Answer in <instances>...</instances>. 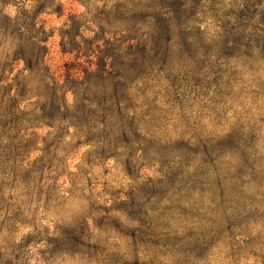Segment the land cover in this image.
Masks as SVG:
<instances>
[{"label":"clouds","instance_id":"1","mask_svg":"<svg viewBox=\"0 0 264 264\" xmlns=\"http://www.w3.org/2000/svg\"><path fill=\"white\" fill-rule=\"evenodd\" d=\"M57 7L81 40L97 12L152 42L114 57L107 95L41 106L27 158L0 157V264H264V0H49L32 31Z\"/></svg>","mask_w":264,"mask_h":264},{"label":"trees","instance_id":"2","mask_svg":"<svg viewBox=\"0 0 264 264\" xmlns=\"http://www.w3.org/2000/svg\"><path fill=\"white\" fill-rule=\"evenodd\" d=\"M167 2L170 3L171 0H167ZM20 27H24L28 34L25 35L20 32ZM173 27H176V25H170L169 34L173 31ZM98 28L100 32H107L102 27L98 26ZM32 29L33 27L26 24V21L23 20L21 22L19 17L9 19L0 11V39L9 38L17 46L11 62L7 60V55L5 56L6 58L0 59V137L11 136L13 132H16L17 135L20 132L26 134L19 139L12 137V141L6 148H0V157L9 159L25 157L26 148L30 146L32 135L27 126L33 123H39L42 125L40 127L47 126L44 121L39 120L41 106L42 108L44 107V114L47 116L51 115L47 106L52 105L54 107L55 103L59 104L61 97L68 105V93H72L75 101H79L81 95L89 97L107 95L111 91L109 76L114 70V57L123 63H127L134 55H139V49H148L146 43L131 42L134 38L132 34L136 31L131 30L129 25L125 28L128 34L121 40V46L116 45V47H111L110 44H107V41L105 44L98 43L100 40H105L104 38L93 37L76 41V37L80 35L75 34L65 41L64 37L60 43L61 51L62 53L72 54L73 60L64 64V74L60 81L50 69L46 59L48 54L46 42L49 35L40 30L33 32ZM234 38L243 39L239 33H235ZM172 46L174 47L175 45L172 43ZM108 58L112 59L109 63L107 61ZM17 60L25 61L24 70L29 73H19L14 77H10L14 63ZM107 64H109V67H107ZM33 76L35 77V82L32 84ZM69 82L81 85V87L64 91ZM13 88H15L17 99H20L21 103H23V100L30 99L32 101L28 113H16V100L10 97ZM36 105L40 106L39 110L36 109ZM57 118L59 120V113H56L53 123ZM40 127L35 129L37 138L38 133L36 130ZM31 154L28 153V156H31ZM21 171L23 172V169ZM24 179H29L27 173L24 174Z\"/></svg>","mask_w":264,"mask_h":264},{"label":"rangeland","instance_id":"3","mask_svg":"<svg viewBox=\"0 0 264 264\" xmlns=\"http://www.w3.org/2000/svg\"><path fill=\"white\" fill-rule=\"evenodd\" d=\"M49 2V0H43L42 3H39L37 8L35 9V11L33 12L32 18L31 19H26V24H28L30 27H34V24L32 23V20L35 19V15L41 11L45 5ZM13 4L14 6L18 3V0H0V11L3 12V7L4 5L7 4ZM18 11V15L17 17L20 18L21 22L24 20V16L26 17L27 14H21L20 9H17ZM54 11L57 13L56 16V21L55 22H49V21H45L43 25H41L40 31H43L44 33L48 34V40L46 42V46L48 47V54H47V63L50 67V69L53 71V73L59 78V80L61 81V79L63 78V74H64V69L65 66L64 64L68 61L73 60V55L72 54H66V53H62L61 51V47H60V43L61 40L65 37V41L67 39H69L72 35L74 36L75 34L81 35V32L84 28V21H80L79 24L78 22L73 18V17H69V19L72 21V25L71 27L68 29L66 28L63 24L60 25V27H57V23L59 22V14H60V8L57 7L56 9H54ZM92 23L95 24V28L93 29V32H84V38L85 39H91L93 37H97V38H104L105 40H100L98 43L100 44H105V42L107 41V44H110L111 47H116V45H120L121 46V40H123V37L128 34L126 32V27H128V25L125 23V20L120 19L119 16L117 14H113V16L106 18L105 15L97 13V12H93L92 14ZM45 25H48L47 27H45ZM99 27L104 28V31L107 32H100L99 31ZM130 35V33H129ZM134 37L132 39L131 42L133 43H146L148 48L151 46V37L149 36H141L138 35L137 32H133L132 34ZM163 35V34H162ZM161 35V36H162ZM68 38H67V37ZM171 37V43H173L176 47L179 43V39L180 37L177 35V29L176 27H173V31L170 34ZM162 38V37H161ZM80 39V36L76 37V41H78ZM3 41H8L9 42V47H12V52L9 55L8 53H3L0 52V59H4L6 58L5 56L7 55V60L11 62V58L14 57V54L17 50V46L16 43L11 42V40L9 38H4V39H0V43H2ZM121 50V48H120ZM111 58H108L107 61L108 63L111 61ZM25 67V63L23 60H17L14 63V68L12 71V74L10 75V77H14L15 75H18L19 73L22 74H28L29 72L27 70H24ZM107 67H109V64H107ZM35 82V77H32L31 83L33 84ZM35 99V98H34ZM74 97L72 95V93H68L67 94V103L69 108H72L74 105ZM78 103V101H76ZM37 110H39L40 106L36 105L35 106ZM59 120L58 118L54 121V124L57 123ZM46 127H40L39 129H37V133H38V139L40 137H43V135L46 132ZM33 155V153L31 154Z\"/></svg>","mask_w":264,"mask_h":264}]
</instances>
